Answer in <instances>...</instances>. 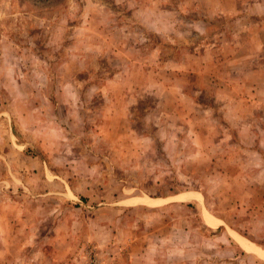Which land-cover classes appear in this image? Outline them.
Returning <instances> with one entry per match:
<instances>
[{
  "label": "rangeland",
  "instance_id": "374dc122",
  "mask_svg": "<svg viewBox=\"0 0 264 264\" xmlns=\"http://www.w3.org/2000/svg\"><path fill=\"white\" fill-rule=\"evenodd\" d=\"M181 1L0 0V264H264L226 230L264 252V222L226 190L264 163L239 141L264 132V110L224 106L219 72L247 88L233 29L220 35L234 19ZM204 16L215 28L198 30ZM197 194L225 226L205 228Z\"/></svg>",
  "mask_w": 264,
  "mask_h": 264
},
{
  "label": "crops",
  "instance_id": "0c3cea01",
  "mask_svg": "<svg viewBox=\"0 0 264 264\" xmlns=\"http://www.w3.org/2000/svg\"><path fill=\"white\" fill-rule=\"evenodd\" d=\"M201 1L203 2L208 1V4H210V7H207L206 5V10H208L209 13H212L214 17L223 16V17L234 19L232 23L230 21L228 22V24H232V25L234 23L235 24L234 27H230V28L222 30L220 32V35L225 36L224 31L233 29L231 30V32L228 33V35H226V37H228V40H229V36H231L230 38L233 39V41L227 44V47L228 49H230L231 46L232 47L235 46L234 47L235 51L234 49L231 50L232 52L229 53V55L231 54V57L228 56L227 60L235 61L234 54L236 57L241 58V60L239 61V64H241V68H243L245 71L239 75L238 79H240V81L238 82H245V84H247L246 85L247 88H246L245 94H236L237 91L233 88L236 86L231 83V79L237 78L238 76H236V73L233 71V69L226 67L224 69L225 72L223 73L219 72L218 77L223 82L224 87H226L223 89L221 88V92L225 93V95H229V97H232L230 100H234V102L231 101L229 102V104H225L224 106L231 111L232 110H243V109H245L246 111L249 110L251 113H253L256 110L263 111L264 110V60L254 59V56L255 54H258L259 57L264 55V0H247L246 2L247 6H244V7H241L243 4L242 0H201ZM180 2H181L180 8L182 10L186 6V4L183 5V1L181 0ZM172 4L171 6H169V16L175 17L178 14V12L174 8L176 7L174 6V2ZM197 9L200 12L201 10L200 5H198ZM198 18H199L197 20L198 30L200 29L201 31H204L206 29L215 28V26L211 25L208 19H205V16L198 17ZM241 21L245 23V26L242 29H240L241 31H239L236 29V27L238 25V22H241ZM176 29H179V27L177 23H174L171 26H169L168 30L174 31ZM240 33H241L242 38H239V40H241V42L243 43L241 46L238 44L239 42H237L238 35ZM239 46L241 48H239ZM250 54H253L252 59L250 58ZM201 55L202 53H200V56ZM203 55L205 56L206 53H203ZM204 58L206 60V56ZM180 62H183L182 63L183 66L181 65L180 70L190 73L189 72L190 66L185 61L184 57H182L178 62H176V64ZM172 73L178 76V74H175L174 72ZM170 76H171V72H169V78ZM225 82H228V85ZM233 93H235V95ZM180 95L183 98L190 99L189 95L186 96L183 90H181ZM186 107H188V105H186ZM222 120H223L222 122H224V124L227 127L230 126L231 122L229 121L226 122L225 119H222ZM213 124L214 126H217L216 122L214 121H213ZM250 128H251V125L249 126V129H248L251 135L249 136L248 135L249 133L242 134V135H247V136H240L239 137L240 143H244V144L249 143L250 146L247 145L249 152L256 151V145L251 144V143H254L255 141H258L259 146L262 149H264V134H263L264 132H262L261 135H256V138H257L256 139L253 136V130L250 131ZM235 139H237V137ZM219 141L221 142V139H219ZM259 152L260 151H257L254 156L255 157L258 155L262 156V154H260L261 152L260 153ZM227 181H228L227 187H226L227 192L229 191L230 193V190L235 191V192H232L234 194L232 196L237 197L235 198L234 205L237 204L236 205L237 208L242 205H245L247 207V212H249L248 216L250 217L246 218L247 219L246 221L253 224L257 222L258 218H261V221L264 222V163L263 165H259L257 169L256 168H253L251 170L245 169V168L242 170L238 169L236 171V174H234L233 176L230 177V175H228ZM193 194H196V193H193ZM195 196H197L196 197L197 201H195L197 204L194 201L193 203L203 208L202 214L204 216L205 215L204 212L208 213V210L206 206H202L201 204L202 202L201 200L203 196H201V194H197ZM140 198L141 196L133 197L132 198L134 200L133 204H142V203L146 204L147 203V204H151L149 206L160 208L161 205H158V204L162 202V206L163 205L167 206L165 207L166 209L169 208V205L173 204L172 201L165 202L162 199H159L156 197L146 198L147 199L146 202L138 201L137 199H140ZM188 200H193V199H188ZM205 217L207 221L206 223L207 227H205L206 229H209V228L217 229V228H221V226L224 225V222L222 221V219L217 218V216L213 214H210V216L205 215ZM170 218H171V222H173L176 217L173 214V215H170ZM208 222H212V226H210ZM167 226H169L168 223L164 227L159 228V230H162L163 228L166 230ZM226 230L231 232L230 233L231 236L237 238L238 240L244 241L247 244V246H249L250 248H253L255 251H258L262 254L264 253L262 252V248L257 246L255 243L248 242L245 238L240 236L238 233L230 230L229 228H226ZM33 244H35V240H34V237L31 236L29 239V246H33ZM5 254H8V249L6 248L0 249V257H2ZM38 254L45 255L42 248H40V250L38 251Z\"/></svg>",
  "mask_w": 264,
  "mask_h": 264
},
{
  "label": "trees",
  "instance_id": "16d2710c",
  "mask_svg": "<svg viewBox=\"0 0 264 264\" xmlns=\"http://www.w3.org/2000/svg\"><path fill=\"white\" fill-rule=\"evenodd\" d=\"M216 230H218V228Z\"/></svg>",
  "mask_w": 264,
  "mask_h": 264
}]
</instances>
